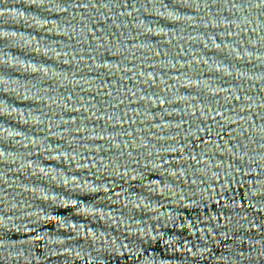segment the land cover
I'll return each instance as SVG.
<instances>
[{
    "label": "water",
    "instance_id": "1",
    "mask_svg": "<svg viewBox=\"0 0 264 264\" xmlns=\"http://www.w3.org/2000/svg\"><path fill=\"white\" fill-rule=\"evenodd\" d=\"M0 264H264V0H0Z\"/></svg>",
    "mask_w": 264,
    "mask_h": 264
}]
</instances>
